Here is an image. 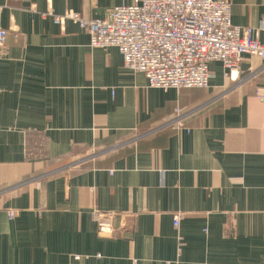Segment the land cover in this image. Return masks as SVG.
Segmentation results:
<instances>
[{"label":"crops","instance_id":"1","mask_svg":"<svg viewBox=\"0 0 264 264\" xmlns=\"http://www.w3.org/2000/svg\"><path fill=\"white\" fill-rule=\"evenodd\" d=\"M230 1L264 40V0ZM134 2L0 0V264H264V60L165 91L47 14Z\"/></svg>","mask_w":264,"mask_h":264},{"label":"built area","instance_id":"2","mask_svg":"<svg viewBox=\"0 0 264 264\" xmlns=\"http://www.w3.org/2000/svg\"><path fill=\"white\" fill-rule=\"evenodd\" d=\"M57 23L72 20L90 34V46L117 48L124 67L142 72L148 86L169 89L208 88L212 62H221L225 77L240 80L245 55L264 60V40L259 30L232 22L230 0H135L110 11L105 19L89 20L69 10L65 14L47 13ZM8 31L0 29V52ZM174 122L183 127L182 112L176 109ZM16 210H8L10 219ZM181 213L174 217L179 228ZM102 234H113L112 225L99 221Z\"/></svg>","mask_w":264,"mask_h":264}]
</instances>
